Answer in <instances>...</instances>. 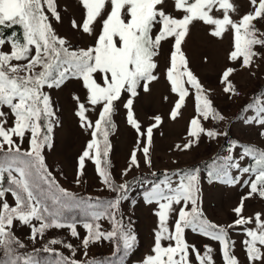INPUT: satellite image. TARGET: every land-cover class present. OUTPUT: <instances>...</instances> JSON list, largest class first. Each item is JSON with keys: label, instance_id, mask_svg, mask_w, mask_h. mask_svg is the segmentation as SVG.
<instances>
[{"label": "snow or ice", "instance_id": "1", "mask_svg": "<svg viewBox=\"0 0 264 264\" xmlns=\"http://www.w3.org/2000/svg\"><path fill=\"white\" fill-rule=\"evenodd\" d=\"M80 3L85 10L82 23L75 19L71 23L77 31L94 37V43L87 47H74L68 38L56 32L51 21L62 20L57 0H0V264H105L89 258L90 247L104 242L113 245L112 256L117 257L107 264H123V255L134 248L137 237L120 216V205L127 199L129 185L115 182L107 158L111 147L109 136L116 127L113 115L124 94L128 97L123 102L127 123L144 140L142 148L131 153L129 166L122 173L127 175L132 168L140 167L138 151H142L144 163L152 167L153 130L162 123V118L156 115L155 122L142 131L135 117L134 101L140 90L149 92L150 85L160 78L158 57L163 42L174 41L164 72L170 91L178 97L170 118L175 120L181 114L189 95L195 100L196 114L189 122V138L183 145H176L181 151L198 145L202 136L209 140L228 137L226 131L205 128L202 123L222 122L226 118L215 108L211 90L205 89L191 70L183 51L182 45L194 22L209 26V35L219 39L231 31L232 50L228 59L238 62L241 68L258 67L257 59H264V53L257 50L264 49V31L254 23L264 20V0H250L253 10L239 20L232 18L237 6L231 0H173L174 10L183 13L179 17L168 11L167 0H80ZM214 10L222 15L216 16ZM97 24H100L98 33ZM235 71L228 67L220 78L229 99L240 95L230 79ZM250 74L254 76L255 72ZM73 79L81 82L86 93L85 101L73 94L75 115L80 127L91 135L78 157L75 182L81 183L86 159L93 161L101 182L117 194L103 204L88 203L91 197H79L64 188L47 167L43 155V150L51 146L54 127L60 123L52 97L45 89H59ZM252 108L256 114L246 117L244 123L258 126V135L264 138V99L254 94L253 101L242 111ZM96 109L98 116L92 121L87 113ZM25 139L27 148L23 147ZM226 142L230 154L212 158L206 165L207 179L248 188L232 210L236 219L223 226L205 217L200 206V167L171 174L165 170L163 179L144 193L146 203L158 205L154 214L159 223L154 230L151 253L142 264H192L190 257L197 264H215L211 245H204L201 252L186 241V229L218 242L224 264H240L232 251L235 241L229 235V230L235 228H240L246 237L242 244L249 264H264V212L244 215L245 201L264 199V149L252 143L241 146L238 141ZM237 148H242L238 159L231 155ZM246 158H251V162L245 166L241 162ZM232 170L238 174L233 175ZM9 195L13 204L8 202ZM76 209L80 210L79 218L72 215ZM104 219L110 222V230L103 229L100 221ZM253 223L255 228L247 227ZM17 224L30 228L29 239L33 242L43 238L49 229H68L71 237L80 240L85 259H76L79 249L57 239L50 240L42 249L21 251L26 244L14 231ZM77 225L85 230L83 237ZM61 243L71 251V256L50 246ZM40 251L53 253L55 259H38Z\"/></svg>", "mask_w": 264, "mask_h": 264}, {"label": "rangeland", "instance_id": "2", "mask_svg": "<svg viewBox=\"0 0 264 264\" xmlns=\"http://www.w3.org/2000/svg\"><path fill=\"white\" fill-rule=\"evenodd\" d=\"M237 6V13L231 14L234 20H239L242 15L252 11L253 6L250 0H231ZM168 11L177 17L182 12H176L173 7V0H167ZM58 11L61 14V22L52 20L56 32L68 38L74 47H87L94 43V37L83 34L72 27V20L75 19L78 24L82 23L85 15L80 0H57ZM216 16H221V12H216ZM51 19V18H50ZM257 28L264 31V20L254 21ZM100 30V24L96 25L97 33ZM210 28L202 22H194L191 26L190 34L186 42L182 45L189 66L194 74L199 78L205 89L211 90L210 98L216 109L225 116V120L217 122L213 120L202 121L205 128H214L220 131H226L228 137H220L216 140H209L202 136L198 145L190 150L181 151L176 148L177 144L183 145L187 142L189 122L195 116V100L193 95L186 98L185 105L181 109V114L175 119L170 118V111L174 102L178 98L176 94L170 91V85L167 82L164 72L168 65V57L173 45V40L169 39L162 43L161 55L158 57L159 80L150 85L151 90L144 92L140 90L138 97L134 101V113L136 119L142 126V131L153 124L156 115L161 116L162 123L153 130L152 144L150 155L152 167L149 168L144 163L142 151L137 152V158L140 161L139 168H132L127 175L122 174L123 170L128 168L130 156L134 149L142 148L144 140L138 136L137 132L127 123L126 110L123 108V102L126 101L127 94H124L122 101L117 105V111L113 115V121L116 127L111 131L109 136L110 150L108 161L109 170L117 184L130 183L126 192L127 199L122 200L120 205V216L123 217L125 225L136 235L137 239L134 248L126 255H123V264H142L146 255L151 253L153 246L154 230L158 227V217L154 214L158 209L156 203H146L144 193L150 190L151 186L163 179L165 170L169 174L177 170L188 171L194 167H200V206L205 217L217 225L227 226L236 219L233 208L236 207L241 196L245 195L248 188L226 185L220 181L209 182L207 179L206 165L211 163L212 158L217 155L225 156L229 144L227 140L238 141L241 146L252 143L261 149H264V138L258 135V126L244 123L248 116L256 114L255 108L243 112L245 105L253 101L254 94L261 96L264 92V59H257L258 67L251 69L241 68L238 62H231L228 59L229 52L232 50V32L229 31L222 39L209 35ZM264 53V49H257ZM235 68L236 71L230 77L239 91V96H233L229 99L228 95L223 92V85L220 78L223 71L228 68ZM255 72V75H251ZM49 92L54 107L57 110V116L60 123L56 125L51 134V146L43 150L46 165L53 173L59 183L66 189L76 193L79 197H91L88 203L103 204L112 200L117 195L108 189L98 176L96 166L93 161L87 160L81 177V183L75 182L77 178L78 157L85 150L87 142L91 139L90 131L80 127L79 118L75 115L76 101L73 94L80 96L81 101H85L86 93L81 82L78 80H69L59 89H45ZM191 91V90H190ZM167 97V100L164 99ZM87 106V105H86ZM90 107V106H89ZM99 109L90 110L87 115L92 120L98 116ZM140 140V144H138ZM24 148L28 147V140L25 139ZM242 148L233 150L231 155L234 158L239 157ZM218 163L220 161H217ZM251 158H246L241 162L247 165ZM233 175L238 174L232 170ZM156 173V175H153ZM159 173V174H158ZM130 180V181H129ZM175 184L176 177H173ZM8 202L13 204V198L9 195ZM79 209L73 210L72 215L79 218ZM264 212V199L259 197L251 198L245 201V216H252L255 212ZM175 217L169 220V227L174 223ZM37 224L38 222L33 221ZM100 223L104 230H110L111 225L107 219L101 220ZM247 227L255 228V223ZM80 236L85 235L82 226L77 225ZM16 235L26 244V248L21 250L31 252L35 249H42L44 245L52 239L71 243L79 250L76 253V259H85L83 249H80V240L70 236L68 229H49L43 236L33 242L29 239L30 228L20 227L17 224L14 229ZM231 240L235 241L233 253L240 261V264H249L242 241L246 238L240 228L229 230ZM185 239L189 244H194L203 252V246L208 244L213 248V258L215 264H224L220 245L203 235L193 233L190 229L185 230ZM64 243L50 245L65 256H71V251L64 247ZM167 244V242H164ZM264 251V249H262ZM113 245L110 242L91 246L89 249V258H96L104 261L116 260L112 256ZM192 264H197L194 257ZM40 260H53V253L40 251L38 253ZM260 264V262H257Z\"/></svg>", "mask_w": 264, "mask_h": 264}, {"label": "trees", "instance_id": "3", "mask_svg": "<svg viewBox=\"0 0 264 264\" xmlns=\"http://www.w3.org/2000/svg\"><path fill=\"white\" fill-rule=\"evenodd\" d=\"M158 174H159V173H158ZM134 180H137V178H135V179H132L131 181L129 180V181H130V183H131V182H133ZM130 183H128V184H130Z\"/></svg>", "mask_w": 264, "mask_h": 264}, {"label": "crops", "instance_id": "4", "mask_svg": "<svg viewBox=\"0 0 264 264\" xmlns=\"http://www.w3.org/2000/svg\"><path fill=\"white\" fill-rule=\"evenodd\" d=\"M46 161H47V157H45Z\"/></svg>", "mask_w": 264, "mask_h": 264}]
</instances>
